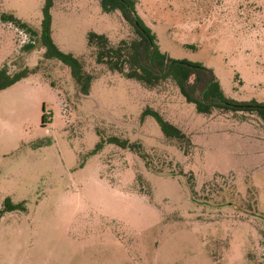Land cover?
<instances>
[{
	"label": "rangeland",
	"instance_id": "rangeland-1",
	"mask_svg": "<svg viewBox=\"0 0 264 264\" xmlns=\"http://www.w3.org/2000/svg\"><path fill=\"white\" fill-rule=\"evenodd\" d=\"M43 4L0 0V14L39 30ZM134 11L170 59L212 70L225 98L264 106V0H135ZM50 16L55 48L93 79L80 94L69 66L0 20V67L35 70L0 92V264H264L259 119L198 114L170 81L146 89L96 64L89 33L134 37L99 0H52ZM146 108L190 145L141 122ZM110 137L140 144L148 168L116 145L92 153ZM6 200L24 209L5 212Z\"/></svg>",
	"mask_w": 264,
	"mask_h": 264
},
{
	"label": "trees",
	"instance_id": "trees-1",
	"mask_svg": "<svg viewBox=\"0 0 264 264\" xmlns=\"http://www.w3.org/2000/svg\"><path fill=\"white\" fill-rule=\"evenodd\" d=\"M134 2L135 0H99L101 11L105 14L118 12L127 26L132 28L134 37L129 41L121 40L117 45H113L106 36L89 33L87 35V45L94 52L96 64L104 65L109 72L135 81L146 89H154L161 83L170 81L177 88L184 101L193 105L198 114L208 117H229L231 115L232 118H235L238 114L254 115L259 119L260 124L262 123L264 126V106L262 104L254 101L239 103L225 98L212 70L201 64L172 60L161 52L155 36L143 26L135 14ZM51 6L52 0H44L39 30L33 29L11 14L1 13L0 20L3 23H10L18 29L27 31L31 37H37L45 50L43 57L45 59H57L64 65L69 66L78 92L88 95L93 77L83 71L78 59L71 54L58 51L50 39ZM22 48L25 51L33 50L34 41L29 40V43ZM10 68V64L0 67V92L35 74V70L27 66L15 72H11ZM146 116L154 118L166 139H174L190 145L188 137L178 128L164 121L157 112L146 108L141 113L140 121L142 122ZM44 119L45 116L43 115L42 123ZM239 121L250 123L245 120ZM104 143L116 145L121 149L133 152L145 162L148 168V155L143 151L140 144L110 137L105 142L100 140L92 153L95 154L99 151ZM23 209L21 204L13 205L8 200L5 201V212L21 211Z\"/></svg>",
	"mask_w": 264,
	"mask_h": 264
},
{
	"label": "built area",
	"instance_id": "built-area-1",
	"mask_svg": "<svg viewBox=\"0 0 264 264\" xmlns=\"http://www.w3.org/2000/svg\"><path fill=\"white\" fill-rule=\"evenodd\" d=\"M24 37L26 38V34L24 35ZM30 40V39H29Z\"/></svg>",
	"mask_w": 264,
	"mask_h": 264
}]
</instances>
